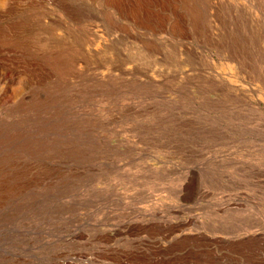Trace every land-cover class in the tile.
Masks as SVG:
<instances>
[{
  "label": "rangeland",
  "instance_id": "374dc122",
  "mask_svg": "<svg viewBox=\"0 0 264 264\" xmlns=\"http://www.w3.org/2000/svg\"><path fill=\"white\" fill-rule=\"evenodd\" d=\"M7 1L1 32L30 39L0 61L41 67L0 104V264H264V0H200L188 33Z\"/></svg>",
  "mask_w": 264,
  "mask_h": 264
},
{
  "label": "bare ground",
  "instance_id": "6f19581e",
  "mask_svg": "<svg viewBox=\"0 0 264 264\" xmlns=\"http://www.w3.org/2000/svg\"><path fill=\"white\" fill-rule=\"evenodd\" d=\"M16 1V0H15ZM94 1V0H93ZM96 1V0H95ZM101 2H103L104 4H106L108 7L114 9L116 11V13H118V15L125 20L122 24H121V28L122 30H124L125 32H129L130 31V26L128 24H134V26H139V27H147L150 29L154 28H160L163 26H167L168 28H171L172 31L174 32H178V33H182L184 32V25H183V19H185V17L188 19L187 15H191L195 20L199 19L200 17H202L203 15V9H202V5L200 3V0H99ZM206 1V0H205ZM8 3L7 0H0V5L1 4H5ZM11 4V3H10ZM92 4L94 5L95 3L92 2ZM103 4V5H104ZM92 5V6H93ZM17 6V5H16ZM15 6V7H16ZM105 6V5H104ZM4 7V6H3ZM14 7V10H16ZM98 7V6H97ZM21 8V7H20ZM95 8V7H94ZM13 9V7H12ZM106 9V8H104ZM102 9V11L104 10ZM1 10V9H0ZM8 10V9H7ZM18 10V9H17ZM15 12V11H14ZM100 12V11H99ZM98 12V14H99ZM106 12V11H104ZM111 12V11H110ZM10 13V12H9ZM19 13V12H18ZM108 13V11H107ZM206 13V12H205ZM15 14V13H14ZM17 14V13H16ZM101 14V13H100ZM110 15V14H109ZM6 16V15H5ZM10 16V15H9ZM23 16V15H21ZM112 16V15H111ZM19 18V17H18ZM12 19V18H11ZM23 19V18H20ZM110 19V18H109ZM4 20V19H3ZM29 20V19H28ZM186 20V19H185ZM194 20V21H195ZM2 21V19H1ZM16 21V20H15ZM19 21V20H18ZM113 21V20H112ZM111 21V22H112ZM191 21V20H190ZM199 21V20H198ZM53 22V21H52ZM187 22V21H186ZM196 22V21H195ZM5 23V22H4ZM15 23V22H14ZM24 23V22H23ZM28 23V22H27ZM56 23V22H55ZM113 23V22H112ZM169 23V24H168ZM190 23V22H189ZM198 23V22H197ZM7 24V23H6ZM19 24V23H18ZM194 25L196 26V24L194 23ZM3 26V25H2ZM8 26V25H7ZM6 26V28H7ZM28 26V25H26ZM187 25H185L186 27ZM5 27V26H4ZM9 27V26H8ZM14 27V25H13ZM12 27V28H13ZM188 27V26H187ZM199 27V26H198ZM11 28V29H12ZM15 28V27H14ZM30 28V27H29ZM29 28H26L27 30ZM35 28V27H34ZM37 28V27H36ZM40 28V27H38ZM20 29V28H19ZM24 28V30H26ZM108 29V28H107ZM199 29V28H198ZM10 30V29H9ZM9 30H5L3 29L1 32V28H0V41L2 42L1 44H17V45H26L28 43V40L30 39L28 37V35H24L18 36L17 34H15L14 30L13 32L9 31ZM26 30V31H27ZM149 30V29H148ZM187 30V29H186ZM197 30V29H195ZM147 31V29H146ZM156 31V30H155ZM165 31V29H164ZM170 31V29H169ZM191 31V30H190ZM18 32V31H17ZM21 32H23L21 30ZM28 32V31H27ZM26 32V33H27ZM145 32V31H144ZM149 32V31H147ZM154 32V30H153ZM159 32V31H158ZM188 33V30L185 31ZM110 33V32H109ZM146 33V32H145ZM193 33V32H192ZM107 34V33H106ZM127 34V33H126ZM172 34V33H171ZM170 34V35H171ZM184 34V33H183ZM47 35V34H46ZM110 35V34H109ZM132 35V34H131ZM182 35V34H181ZM188 35V34H187ZM38 35H36L37 37ZM50 36V35H49ZM122 36V35H120ZM135 36V35H134ZM35 37V36H34ZM44 37V36H43ZM127 37V36H126ZM138 37V36H137ZM189 37V36H188ZM48 38V36H47ZM144 38V37H142ZM32 39V38H31ZM75 39V38H74ZM33 40V39H32ZM37 40V39H36ZM39 40V39H38ZM58 40V39H57ZM51 41V40H49ZM69 41V40H68ZM76 41V40H75ZM56 43V41H53ZM39 43V41H38ZM51 43V42H50ZM49 43V44H50ZM69 43V42H68ZM77 43V42H76ZM149 43V42H148ZM151 43V42H150ZM40 44V43H39ZM52 44V43H51ZM34 45V44H33ZM4 46V45H3ZM8 46V45H7ZM35 46V45H34ZM147 46V45H146ZM5 47V46H4ZM31 47V46H30ZM2 47H0L1 50ZM68 48V47H67ZM84 48V47H83ZM9 49V48H8ZM13 49V48H12ZM43 49V48H41ZM47 49V48H46ZM19 50V49H18ZM5 51V50H4ZM24 50H20L19 53L23 52ZM44 51V50H43ZM48 51V50H47ZM27 53V51H25ZM36 52V51H35ZM40 52V51H39ZM26 53H21L19 55H15L12 59L10 58L11 61H9L10 63H6V62H2L0 61V104H6L8 102H14L20 100L23 96V94L26 92V90L28 88L31 87L33 79H34V73L39 69V60L40 59H34V58H29L27 57L26 60V56H24V54ZM38 53V52H36ZM44 53V52H42ZM31 54V53H28ZM33 54V53H32ZM7 55V54H6ZM4 56V55H2ZM0 56V57H2ZM54 58H57V60H59V64L56 65H61L63 64V71H67L66 69H68L69 64L72 60V54L70 53V51L68 49H65L62 53H57V54H53L52 55ZM5 58V57H3ZM38 58V57H37ZM7 59V57H6ZM2 60V59H1ZM8 60V59H7ZM43 64V63H42ZM44 68V67H42ZM55 68V67H54ZM46 70V69H45ZM44 71V70H43ZM50 71V70H49ZM54 71V70H53ZM69 71V70H68ZM19 73L20 76L16 81H10L7 80V76L11 73ZM54 72H57L54 71ZM74 72V71H73ZM40 73V72H39ZM38 73V74H39ZM45 73H47V71H45ZM51 73V72H50ZM59 73V72H58ZM61 74V73H60ZM71 74V72H70ZM78 74V73H77ZM13 75V74H12ZM45 74H42V77L44 79ZM47 75V74H46ZM50 75V74H48ZM52 75V74H51ZM60 76V75H59ZM10 77V76H9ZM41 77V74H40ZM57 77V76H56ZM11 78V77H10ZM47 78V77H45ZM55 78V76L53 77ZM58 79H60V77H57ZM9 79V78H8ZM51 79V78H50ZM63 80V79H62ZM37 81V79H36ZM39 81V80H38ZM37 81V83H38ZM42 81V78H41ZM48 82V78L46 80ZM55 80H52V82ZM42 82H45V80H43ZM41 82V83H42ZM46 82V83H47ZM58 83V81H56ZM62 82V81H60ZM45 83V84H46ZM55 83V82H54ZM43 84V83H42ZM40 84V85H42ZM44 84V85H45ZM60 84V83H59ZM56 85V86H59ZM42 85V86H44ZM50 85V83H49ZM63 85V84H62ZM60 85V87L62 86ZM48 86V85H47ZM47 86H44L46 88H49ZM53 86V85H52ZM39 87V86H37ZM55 87V86H54ZM52 87V88H54ZM59 87V88H60ZM63 87V86H62ZM35 88V87H34ZM45 88V89H46ZM58 89V88H57ZM31 90V89H30ZM52 90V89H51ZM38 91V90H37ZM48 91V90H47ZM31 92V91H30ZM36 92V91H35ZM41 92V91H39ZM27 93V92H26ZM41 93H45V92H41ZM52 93V92H51ZM36 94V93H35ZM34 94V95H35ZM40 94V93H39ZM37 95V94H36ZM50 96V95H48ZM33 97V96H32ZM42 96H40L39 98H41ZM27 98V97H26ZM24 98V99H26ZM23 100V99H21ZM41 100V99H40ZM43 100V99H42ZM45 100V99H44ZM48 100V99H47ZM51 100V99H50ZM48 100V102L50 101ZM25 101V100H24ZM36 101V100H35ZM16 102V103H17ZM21 102V101H20ZM43 102V101H42ZM35 103V102H34ZM41 103V102H40ZM45 103V101H44ZM43 103V104H44ZM25 104V103H24ZM30 104V102H29ZM39 104V103H38ZM37 105V103H36ZM46 105V103H45ZM48 105V104H47ZM6 107V106H5ZM31 107V105H30ZM34 107V105L32 106ZM15 108V107H14ZM18 108V107H17ZM22 108V107H21ZM37 108V107H36ZM19 109V108H18ZM28 109V108H27ZM22 110V109H20ZM25 112V111H22ZM6 156V155H5ZM1 158V157H0ZM9 160V159H8ZM11 160V159H10ZM14 160V159H13ZM4 161V160H3ZM2 161V162H3ZM12 161V160H11ZM5 162V161H4ZM14 162V161H13ZM12 162V163H13ZM7 163V162H6ZM11 162H9L10 164ZM3 164V163H2ZM1 165V164H0ZM6 165V164H4ZM12 165V164H11ZM14 165V164H13ZM8 167V166H7ZM18 169V168H16ZM2 171V170H1ZM8 171V169L6 170ZM12 171V169H11ZM21 171V170H20ZM10 172V171H9ZM23 172V171H22ZM25 172V171H24ZM18 173H20L18 171ZM6 174V173H5ZM11 174V173H10ZM23 174V173H22ZM3 175V174H2ZM7 176V175H5ZM8 176H10L8 174ZM10 178V177H9ZM12 178V176H11ZM15 179V178H14ZM22 181V180H21ZM18 182V181H17ZM12 184V183H11ZM6 185V184H5ZM14 186V185H13ZM2 187V186H1ZM10 188V187H9ZM7 188V189H9ZM12 188V186H11ZM16 188V187H14ZM12 188V189H14ZM10 190V189H9ZM15 190V189H14ZM5 191V189H4ZM3 191V192H4ZM7 191V190H6ZM13 191V190H12ZM19 191V190H18ZM2 192V191H1ZM13 193V192H12ZM16 193V192H15ZM6 194V193H5ZM2 195V194H1ZM10 196V195H9ZM5 197V196H4ZM1 199H3L1 197ZM1 202V201H0ZM3 202V201H2ZM190 221V220H189ZM188 224V222H187ZM185 224V225H187ZM121 232H118V234H120ZM170 234V233H168ZM168 234L166 236H168ZM113 237V236H112ZM181 238V237H180ZM178 238V239H180ZM167 239V238H166ZM111 240V239H110ZM162 251L164 249H161ZM94 259V258H93ZM86 260V259H85ZM96 260V259H95ZM70 261V260H69ZM102 262V261H101ZM72 263V262H71ZM70 263V264H71ZM79 263V262H78ZM106 263V262H105ZM68 264V263H66Z\"/></svg>",
  "mask_w": 264,
  "mask_h": 264
}]
</instances>
